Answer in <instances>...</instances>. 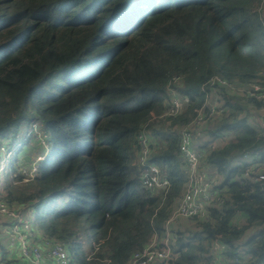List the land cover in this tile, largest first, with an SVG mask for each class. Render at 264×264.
Here are the masks:
<instances>
[{"label":"trees","instance_id":"1","mask_svg":"<svg viewBox=\"0 0 264 264\" xmlns=\"http://www.w3.org/2000/svg\"><path fill=\"white\" fill-rule=\"evenodd\" d=\"M256 1L0 0V145L24 143L16 138L25 128L48 146L35 177L25 181L11 166L0 197L31 215L35 240L65 243L74 264H128L168 233L167 264H264V182L241 179L245 154L264 162V124L254 126L250 111L258 114L264 98L241 94L242 103L227 87L201 91L213 76L264 85ZM168 85L184 107L159 117ZM216 96L225 111L207 117L199 146L225 199L207 220L167 223L187 178L179 129ZM142 130L166 191L141 185ZM227 132L234 136L222 142ZM248 228L255 232L244 238ZM0 264L24 262L0 243Z\"/></svg>","mask_w":264,"mask_h":264},{"label":"built area","instance_id":"2","mask_svg":"<svg viewBox=\"0 0 264 264\" xmlns=\"http://www.w3.org/2000/svg\"><path fill=\"white\" fill-rule=\"evenodd\" d=\"M179 81V77L172 78V85ZM168 85V99L163 112L159 117L175 116L184 107L185 101L178 95L176 90ZM240 86L231 84L225 78L213 76L201 86V91L206 87L215 91L218 87H227L240 90ZM241 94L249 97L264 98V85L252 83L241 88ZM219 96L209 103L205 101L198 109L191 121L179 129L178 153L187 174L185 189L181 197L177 200L167 223L179 218L194 221L197 218L207 220L211 208H217L225 199L224 190L218 189L215 183L209 179L211 168L203 162V151L199 146L202 128L208 116H219L225 111ZM208 105V107H206ZM207 110V112H206ZM264 117V106L259 112ZM37 131L33 128V132ZM36 132V135L39 136ZM42 135V134H41ZM139 165L143 171L140 175V182L143 188L149 191L167 190L169 181L166 176L161 174L159 167L150 161V134L148 130H142L138 134ZM40 139V145L47 148L46 139ZM18 144V143H17ZM10 149V151H8ZM12 148L0 145V171L5 167L6 158L12 153ZM43 158L39 154L26 166L16 168L15 175L22 176L24 180H29L36 176L38 162ZM261 156L255 154L244 155L246 167L244 168L241 179L250 182H264V162L260 161ZM32 221L30 214L25 215L21 210L10 208L9 205L0 197V230L6 236V243L19 252V258L24 264H74L68 251L67 245L63 242H52L50 240H35L32 236ZM2 227V228H1ZM159 241L154 238L141 250L134 252L128 264H167L171 256L168 233L159 246ZM243 259V258H242ZM234 258L233 262L244 264V260ZM214 264H224L223 261H216Z\"/></svg>","mask_w":264,"mask_h":264},{"label":"rangeland","instance_id":"3","mask_svg":"<svg viewBox=\"0 0 264 264\" xmlns=\"http://www.w3.org/2000/svg\"><path fill=\"white\" fill-rule=\"evenodd\" d=\"M256 10H258L261 13V16L264 17V11L261 7H264V0H260V2L256 1L254 3ZM255 83L257 84L256 81H249L247 85H243V86H249L250 84ZM260 84V83H259ZM243 86H240L241 88ZM240 90H235L232 91L233 96H236L240 102H244V99H240L241 98V89ZM250 111L252 112L253 115V119H251V122L254 126H261L262 124H264V122L260 119V115H259V111L257 114V110L253 111V108H250ZM24 127V126H23ZM42 134V133H41ZM38 134L39 136H43V140H45V136ZM234 136V134L232 132H227V134L225 136H223L222 138H224L222 140V142H224L226 139H230ZM41 137H38L37 135H28L25 132V128L22 129V131L20 132V134L17 136V140L21 141L23 139V142H19L18 144H16L13 149H12V153L6 158L5 160V167L3 170L0 171V185L3 186L4 181L7 179V177H9V174L11 172V166H14V168L16 169L17 167L19 168V170H21V167H26L28 166L32 160H34L35 157L38 156V154H35L37 152V144L40 143V139ZM10 151V149L8 150ZM138 155V154H137ZM136 163L139 162L138 160V156L135 160ZM27 181V180H25ZM235 221L238 222L239 224H243L244 223V218L242 215L238 214L235 217ZM180 223L182 224V221L177 222V225ZM2 228V227H1ZM169 228V236L171 237V229L175 228V225H173V227L171 225L168 226ZM172 232H174V230H172ZM255 232V228H248L245 233H244V238L249 237L252 233ZM0 237H6L0 230ZM164 237V236H162ZM170 241V240H169ZM213 253L215 254L216 252L213 251Z\"/></svg>","mask_w":264,"mask_h":264},{"label":"crops","instance_id":"4","mask_svg":"<svg viewBox=\"0 0 264 264\" xmlns=\"http://www.w3.org/2000/svg\"><path fill=\"white\" fill-rule=\"evenodd\" d=\"M38 145V144H37ZM38 150H39V145L36 147ZM40 152H41V150H39ZM39 152H36L35 154H38ZM183 168H184V165H183ZM27 214H29V213H25V215H27ZM0 236H1V234H0ZM0 243H2V244H4L5 246H9V244H7L6 243V240H5V237H0Z\"/></svg>","mask_w":264,"mask_h":264},{"label":"clouds","instance_id":"5","mask_svg":"<svg viewBox=\"0 0 264 264\" xmlns=\"http://www.w3.org/2000/svg\"><path fill=\"white\" fill-rule=\"evenodd\" d=\"M41 146V145H40ZM48 152V146H47V148L42 152V150H41V152L39 153V154H43V157L45 156V154ZM38 154V155H39Z\"/></svg>","mask_w":264,"mask_h":264}]
</instances>
